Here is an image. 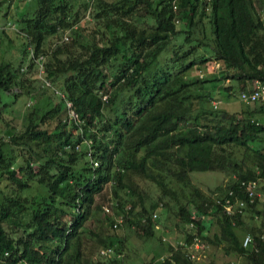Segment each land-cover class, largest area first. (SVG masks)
Returning a JSON list of instances; mask_svg holds the SVG:
<instances>
[{
    "label": "trees",
    "instance_id": "1",
    "mask_svg": "<svg viewBox=\"0 0 264 264\" xmlns=\"http://www.w3.org/2000/svg\"><path fill=\"white\" fill-rule=\"evenodd\" d=\"M15 4L13 36L5 28L1 34L23 43L17 64L0 63V107L3 94L28 95L34 104L19 130L11 127L9 141L0 140V264L129 261L114 234L86 246L83 235L98 234L86 224L99 211L108 229L123 225L146 240L162 214L172 216L181 242L198 237L264 264V208L240 187L243 180L264 185V122L257 118L264 102L255 109L219 106L222 95L264 82V0H0V12L5 7L6 16ZM80 6L91 25L81 24ZM116 60L121 67L113 73ZM213 62L217 73H191ZM35 83L57 100L37 105ZM193 171L232 175L217 195L236 192L246 202L241 212L227 215L215 195L192 182ZM150 184L158 196L147 205ZM155 210L160 217L152 219ZM245 212L259 221L248 230L247 247L240 232ZM116 217L122 220L115 228ZM179 242L147 262L196 264ZM108 247L112 253L101 255Z\"/></svg>",
    "mask_w": 264,
    "mask_h": 264
},
{
    "label": "rangeland",
    "instance_id": "2",
    "mask_svg": "<svg viewBox=\"0 0 264 264\" xmlns=\"http://www.w3.org/2000/svg\"><path fill=\"white\" fill-rule=\"evenodd\" d=\"M91 0H77L79 5L82 2H90ZM23 2L19 3L22 5ZM17 4V3H16ZM16 4L10 5L8 7V13L6 16L3 15L5 7L0 12V63L11 61L13 64H17L20 61V50L22 47L23 39L17 38L15 42H10L6 38H2L1 29L5 28L8 36H13L10 34L13 32L12 27L14 23V18L12 16V10L18 9ZM23 7V6H20ZM81 7V6H80ZM21 10V9H20ZM80 14L84 13L81 24L91 25L90 16L87 15V11L84 12V6L80 8ZM262 17L264 19V10H262ZM68 34V33H67ZM66 35V34H65ZM25 63L27 62V57L24 59ZM121 61L112 62V72L115 73L119 67H121ZM219 70V65L217 63H210L208 66H202L199 69H193L191 73L193 75H211L217 73ZM225 84L227 82H224ZM210 86V85H209ZM208 87V86H206ZM208 89V88H206ZM32 95L37 100V105H42L45 103H51L57 100L56 97H53L50 92L43 90L40 86V83H35L34 88L32 89ZM2 101H7V103L1 108L0 111V140L5 142L9 141V135L12 131L11 127L13 126L14 131L19 130L23 125V118L25 113L30 110L33 106V99L28 97V95L19 94L18 97L13 99L12 97L3 94ZM48 104V105H49ZM226 109L238 110L240 109L244 102L240 100L239 92L235 95L231 94L229 97L222 95V101L219 103V106ZM246 104V103H245ZM262 103L257 102L254 104H248L250 109L258 108ZM211 105H214L211 102ZM261 121L264 122V116H258ZM8 121V124H7ZM15 152L20 153L21 150L14 146ZM191 180L194 184L200 187L208 195H215L221 193V190L225 185L230 181L232 175L223 171H193L190 173ZM144 188L148 190V196L150 197L147 201L149 205L152 201H156L158 196V190L152 185H145ZM258 192V204L257 209L262 210L264 208V185H260L257 189ZM113 211V210H112ZM153 212L157 213V217H160L158 211ZM159 215V216H158ZM251 215H254L253 217ZM120 216V215H118ZM86 226L94 229L98 234L94 235L92 233H85L83 235L86 246L92 249V245L96 244L95 240L97 236L107 237V234H114L111 236L114 240L123 241L124 243V253L129 255V261L125 259L123 264H144L152 256L160 258L168 255L167 246L168 245H177L179 241H183V233L175 227L174 219L172 216L166 217V215H161L160 223L155 231V237L152 239H143L138 237V235L131 229L121 225L117 229H108L109 222L105 218V215L102 211H99L94 214L93 220H89ZM259 221L256 217V213H247L245 212L244 216V225L240 230L241 236L247 235L249 228L258 225ZM159 238V239H158ZM161 239V241H159ZM119 243V242H118ZM91 246V247H90ZM103 249V248H102ZM119 260L122 258V251L120 252ZM101 254V253H100ZM114 255H118L115 253ZM97 256V255H96ZM114 258V256L112 257ZM127 258V257H126ZM196 264H227L228 262L234 261L235 264H251V262L245 256H235V255H226L220 248L206 245L204 250H200L195 259ZM110 264V263H106Z\"/></svg>",
    "mask_w": 264,
    "mask_h": 264
},
{
    "label": "built area",
    "instance_id": "3",
    "mask_svg": "<svg viewBox=\"0 0 264 264\" xmlns=\"http://www.w3.org/2000/svg\"><path fill=\"white\" fill-rule=\"evenodd\" d=\"M64 39L67 40L68 37L65 36ZM37 60L39 65L38 74L42 78V76L44 75V66H43L44 56L40 55ZM43 82L45 85H49V82L47 80L43 79ZM239 96H240V100L247 104L255 103V102H264V82L256 81L254 86L250 90L242 91ZM212 103L214 105H217L215 101H213ZM67 107L69 109L68 110L69 118L76 119L77 115L72 110L70 102H67ZM85 143L88 145V147L91 144L90 141H86V140ZM87 156L90 163L92 164V167L96 168L98 166V161L93 159V157L91 156V151L88 150ZM240 187L243 188V190L245 191L246 197L247 199H249V202L252 201L255 196H258V192H257L258 183L256 180H249V181L243 180L240 182ZM214 199L216 203L219 204L224 209L225 213L229 216H232L235 213H240L242 207L245 206L246 204L245 200L239 197L237 193L234 192L233 190H229L228 195L223 197H218V195L215 194ZM104 210L106 212H110V207L108 205H105ZM156 218H157V213L153 212L152 219H156ZM191 219L192 221L190 222V225H193L194 223L193 221L197 219L196 213L193 211L191 212ZM121 220H122L121 217H116L113 227L116 228L118 226V223L121 222ZM157 227L158 226L156 225V229ZM251 242H252V237L250 234L245 235L242 239V245L244 247H247ZM179 244L183 245L184 250L187 251V256H189L191 259H197L198 252L206 248L205 243L200 241L198 237H193L190 243H185L180 241ZM100 253L101 255H110L112 253V249L110 247L103 248L101 249ZM144 264H149V263L147 262Z\"/></svg>",
    "mask_w": 264,
    "mask_h": 264
}]
</instances>
